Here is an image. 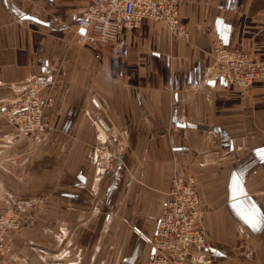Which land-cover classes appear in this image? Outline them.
Listing matches in <instances>:
<instances>
[{"label":"crops","instance_id":"obj_1","mask_svg":"<svg viewBox=\"0 0 264 264\" xmlns=\"http://www.w3.org/2000/svg\"><path fill=\"white\" fill-rule=\"evenodd\" d=\"M167 1L186 37L144 20L104 44L78 31L89 0H0V211L22 223L0 264H145L174 174L194 179L209 263L264 264V79L238 90L212 58L264 63V0ZM33 78L52 105L31 152L2 113ZM107 135L126 147L96 179Z\"/></svg>","mask_w":264,"mask_h":264},{"label":"built area","instance_id":"obj_2","mask_svg":"<svg viewBox=\"0 0 264 264\" xmlns=\"http://www.w3.org/2000/svg\"><path fill=\"white\" fill-rule=\"evenodd\" d=\"M79 11V32H90L99 43H110L123 31L136 29L144 20L164 24L172 33L186 37L180 22L178 6L167 0H89ZM215 67L223 82L238 90L248 89L255 80L264 79V63L239 49L215 46ZM52 82L30 79L20 93L6 103L5 119L17 128L19 135L39 142L47 128L45 109L52 98L42 96ZM10 103V106H9ZM89 160L96 179L110 175L121 161L126 143L117 136L98 138ZM22 226L19 215L6 210L0 215V258L7 256V232ZM151 253L146 264H207L209 241L203 226V210L192 177L174 174L162 213L151 239Z\"/></svg>","mask_w":264,"mask_h":264},{"label":"rangeland","instance_id":"obj_3","mask_svg":"<svg viewBox=\"0 0 264 264\" xmlns=\"http://www.w3.org/2000/svg\"><path fill=\"white\" fill-rule=\"evenodd\" d=\"M17 95H20V93H17ZM9 101H11V97L9 98ZM52 105V104H51ZM50 105V106H51ZM9 106H10V103H9ZM45 113V112H44ZM2 115H3V117H4V114L2 113ZM43 117H44V115H43ZM4 119H5V117H4ZM6 120V119H5ZM44 121V120H43ZM6 122L13 128V132H12V134L10 135L11 137H8L9 139L10 138H12V139H10V140H13V142H15V141H22V140H26L29 144H30V146H31V152L38 146V144H39V142L41 141V139L43 138V135H42V137H41V139H40V141L37 143V142H31L29 139H27V138H24V137H22V136H20L19 135V132L17 131V128H14L13 127V124H11V123H9L7 120H6ZM45 122V121H44ZM46 123V122H45ZM92 123H93V125L95 126V125H97L98 126V119H93L92 120ZM47 125V124H46ZM46 131V130H45ZM99 138V137H98ZM97 138V139H98ZM5 140V139H4ZM97 141L98 140H96V143H97ZM98 191H99V186H98ZM5 200H3V202H4ZM32 206V205H31ZM36 207V206H38V205H33L32 207ZM6 210H9V211H11V209H9V208H6V209H4V210H2V211H0V215L1 214H4L5 213V211ZM18 215V214H17ZM32 219H33V217H32ZM22 228V226L18 229V230H15V231H9V232H7V235L8 234H13V233H16V232H18L20 229ZM6 235V236H7ZM207 236H208V234H207ZM6 240H7V237H6ZM208 241H209V238H208ZM8 243V242H7ZM9 246V245H8ZM9 253H10V246H9ZM8 253V254H9ZM7 254V255H8ZM6 257V256H5ZM207 261V264H210L209 263V261L208 260H206ZM146 264V263H145Z\"/></svg>","mask_w":264,"mask_h":264}]
</instances>
